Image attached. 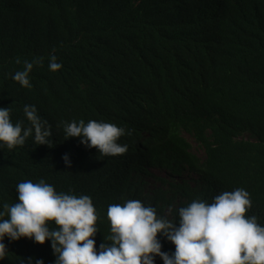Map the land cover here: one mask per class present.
I'll use <instances>...</instances> for the list:
<instances>
[{"label":"trees","instance_id":"trees-1","mask_svg":"<svg viewBox=\"0 0 264 264\" xmlns=\"http://www.w3.org/2000/svg\"><path fill=\"white\" fill-rule=\"evenodd\" d=\"M52 55L62 65L56 71L48 66ZM34 59L41 63L29 73L31 87L21 86L12 76ZM25 105L50 125L52 146L29 136L22 146L0 148V209L18 202L19 183L42 179L57 193L90 197L95 247L110 244L108 206L141 202L129 177L132 159H99L78 137L65 138L64 125L100 118L129 134L157 120L167 131L157 145L204 177L174 200L155 197L159 217L178 223L179 208L193 200L210 204L244 189L251 200L244 215L264 225V0H0V107L23 128L30 126ZM159 239L162 251H174ZM4 243L0 264L55 260L47 240ZM155 264L163 262L156 257Z\"/></svg>","mask_w":264,"mask_h":264},{"label":"clouds","instance_id":"clouds-1","mask_svg":"<svg viewBox=\"0 0 264 264\" xmlns=\"http://www.w3.org/2000/svg\"><path fill=\"white\" fill-rule=\"evenodd\" d=\"M49 61L51 71L62 66L55 55ZM40 63V59L24 61L23 70L15 72L12 79L30 88L29 73L33 64ZM23 111L29 127L22 128L19 121L13 124L10 110L0 107V148L22 146L29 136L36 145L51 147L47 121L41 119L34 105H25ZM157 122L136 124L129 134L120 122L107 123L100 118L64 125L65 138L78 137L88 147L82 148L87 153L99 159L118 161L125 154L132 159L129 177L136 188H141V202L128 200L123 205L108 206L110 244L103 242L95 247L98 217L90 197L57 193L42 179L38 183L24 181L17 185L18 202L4 203L0 209V260L8 252L5 237L9 241L25 237L40 244L49 241L55 256L53 264H155L156 257L163 264H264V225L258 224L255 216L244 215L251 207L244 189L223 192L210 204L193 200L179 208L178 223L157 215L155 197L164 195L174 200L190 188L204 185L200 171L192 169L183 158L173 160L169 149L157 145L167 133ZM193 151L200 157L204 155L194 147ZM61 158L66 167L71 166L67 153ZM5 215L8 219H3ZM49 221L58 227L50 228ZM158 234L175 246L174 251L161 250ZM26 260L27 264H33V260L34 264H44L43 259ZM20 264H25V259Z\"/></svg>","mask_w":264,"mask_h":264},{"label":"rangeland","instance_id":"rangeland-1","mask_svg":"<svg viewBox=\"0 0 264 264\" xmlns=\"http://www.w3.org/2000/svg\"><path fill=\"white\" fill-rule=\"evenodd\" d=\"M186 138L189 140L190 143H192L194 149H195L196 151L200 152V150H198L197 146L194 144L193 140H192L191 138L187 137V136H186Z\"/></svg>","mask_w":264,"mask_h":264}]
</instances>
